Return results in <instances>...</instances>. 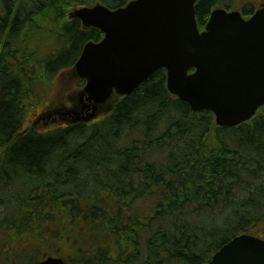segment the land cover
Listing matches in <instances>:
<instances>
[{
  "label": "trees",
  "instance_id": "trees-1",
  "mask_svg": "<svg viewBox=\"0 0 264 264\" xmlns=\"http://www.w3.org/2000/svg\"><path fill=\"white\" fill-rule=\"evenodd\" d=\"M129 1L0 0V264H205L235 236L264 238V106L218 127L158 69L89 123L23 132L42 88L103 36L68 14ZM235 3L198 0V27L216 6L254 9Z\"/></svg>",
  "mask_w": 264,
  "mask_h": 264
},
{
  "label": "water",
  "instance_id": "water-1",
  "mask_svg": "<svg viewBox=\"0 0 264 264\" xmlns=\"http://www.w3.org/2000/svg\"><path fill=\"white\" fill-rule=\"evenodd\" d=\"M196 2L133 0L116 10L96 4L71 12L70 18L99 29L103 38L85 44L74 65L86 84L72 107L46 119L89 122L110 108L114 95L131 94L162 68L167 90L193 112L210 111L222 128L249 121L264 106V6L247 20L215 9L199 32ZM37 264L66 263L48 257ZM205 264H264V241L237 236Z\"/></svg>",
  "mask_w": 264,
  "mask_h": 264
},
{
  "label": "rangeland",
  "instance_id": "rangeland-1",
  "mask_svg": "<svg viewBox=\"0 0 264 264\" xmlns=\"http://www.w3.org/2000/svg\"><path fill=\"white\" fill-rule=\"evenodd\" d=\"M223 3L231 2V5H235L237 0H221ZM243 3L253 4L255 8H258L260 3H264V0H242ZM235 10V9H231ZM76 78L73 76V79L69 78V73L67 71L60 73L56 80L53 82V85L48 88H42L40 95V102L38 104V109L36 114H34V118L36 116L41 117L48 114L50 111H54L57 108H63L69 106L68 99L73 87H76ZM78 87H76V90ZM33 120V119H32ZM28 123V127L31 125V121ZM61 122L55 123H47L46 125H39L37 131L52 129L56 125H61Z\"/></svg>",
  "mask_w": 264,
  "mask_h": 264
}]
</instances>
